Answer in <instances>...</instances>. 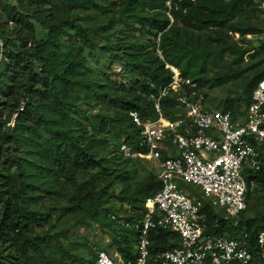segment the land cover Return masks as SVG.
Instances as JSON below:
<instances>
[{
  "label": "trees",
  "instance_id": "obj_1",
  "mask_svg": "<svg viewBox=\"0 0 264 264\" xmlns=\"http://www.w3.org/2000/svg\"><path fill=\"white\" fill-rule=\"evenodd\" d=\"M16 1L17 5H14L12 0H0V264H35L44 258L46 264L54 263V259L61 264L62 261L64 263V258L68 260L72 258L55 236L38 231L43 230L47 221L42 218L43 214L39 210L33 208L35 205L39 206L42 198H38L36 193L49 194L54 181L60 178L73 179V171L93 170L99 173L76 185L74 196L76 207L84 209L82 203L85 204L86 214L96 219L99 215L98 209L109 202L111 187L115 183L124 186L123 200L128 203L124 218L111 220L109 214H114V211L102 209L101 212H105L104 218L109 221V226L114 225L120 231L114 240L115 252L123 259H132L131 245L136 240L137 232L124 227L122 223L119 224V221L132 224V219L141 215L144 200L156 193L160 189V184L151 176L134 190H129L130 185L126 181L131 178L124 166L132 159L124 157L121 153H119L121 158L118 155L116 158L119 162L123 160V168L113 175L108 174L102 166L103 159H97L93 155V140L87 143V148L81 146L78 141L80 136L76 133L78 129L74 127L76 120L70 114L69 108L75 100L70 98L79 92L86 97L93 96V100L103 99L114 104L115 108L124 113L120 121L125 128L119 146L123 143L136 149L138 130L134 128L128 113L135 111L142 119L156 118L150 99L151 96H158L160 90L171 80L172 74L165 65L172 66L180 77L193 80L198 88H201L204 80L195 76L203 70L211 54L205 55L197 66L192 62L189 53L177 54L176 50L182 49L183 44L178 39L175 28L173 26L168 28L169 18L164 7L166 0H126L120 12L127 15V18H136V23L141 27H147L151 35H159L158 51L162 59L154 58L156 66L153 68H144L140 63L135 64L133 72L138 75L135 81L117 86L111 82L110 86L105 85L104 91L100 93L97 92V86L90 87L89 83L83 81L85 67L83 68L79 54L74 49V40L77 36L85 45H91L92 30L76 24L67 11V8L73 5L86 9L97 7V2ZM169 1L172 4L174 24L181 22L194 30L227 29L241 36L258 33L255 27L234 24V19L252 4V0ZM141 3L147 4L151 13L147 17L130 14L131 10L138 11ZM175 5L178 6V10L175 9ZM28 6H32L31 11L28 10ZM185 9L187 10L183 14L181 11ZM28 11L29 14L23 13ZM35 23L46 31L44 39L37 38ZM5 24H10L11 30H4ZM262 48L264 49V46ZM225 51L239 55V59L245 53L236 45L224 47L222 53ZM240 74L241 72H235L226 75L217 80V83L222 84L235 79ZM261 80H264V69L246 78L243 109L249 105L251 93ZM128 85L143 94V100L132 96L133 89L129 93L126 92ZM117 87L122 92L117 94ZM69 90L74 92L70 94ZM239 103L240 100L235 104L226 102L222 111H230L234 115L243 112L233 111L235 106H240ZM173 104L172 95L161 100L164 115ZM110 122L112 121L99 117L94 118L89 124L96 130L97 136L105 133V128ZM42 168L51 177L47 180L48 185L41 180ZM248 179H253L258 184V193L250 198L249 206L252 200L262 195L260 190L264 188V170L249 176ZM204 202L206 205L201 206V212L206 215L208 234L232 237L238 231L247 232L251 235L253 247L255 236L264 232V214L246 218L243 215L244 211L230 218L223 211H216L208 202ZM79 209H66L65 214H75ZM235 219L239 220L234 221ZM173 238H176L173 234L162 230L151 234L155 250L174 247L173 243L167 244L168 240ZM249 264L264 263L254 259Z\"/></svg>",
  "mask_w": 264,
  "mask_h": 264
},
{
  "label": "rangeland",
  "instance_id": "obj_2",
  "mask_svg": "<svg viewBox=\"0 0 264 264\" xmlns=\"http://www.w3.org/2000/svg\"><path fill=\"white\" fill-rule=\"evenodd\" d=\"M94 1L97 2V7L86 9L79 5H73L67 8V11L74 18L76 24L92 30L90 34L92 37L91 45H85L77 36L74 40V49L79 54L83 68L85 67L83 81L89 83L90 87L97 86V92L101 93L104 91V86H110L111 82H114L117 86L135 81L138 77L137 73L133 72L135 64L140 63L144 68H153L156 66V62H153L154 58L161 60L162 56L158 51L159 35H151L147 27H141L136 23V18H127V15H122L120 12V8H122L126 0ZM169 2L170 4L168 5ZM12 3L17 5L16 0H12ZM170 6H172L171 1L166 0L164 7L166 8L165 14L169 18L168 28L170 26L175 28L177 37L183 44L182 49L176 50L177 54L184 55L185 52L189 53L195 66L203 61L205 55L209 56V53L211 54L203 70L199 71V74H201L195 76L204 80L200 90L205 97L207 106L211 110H222L226 102L235 104L237 100H240V106H235V108H239L237 110L234 108L233 111H242L246 78L264 69V49L262 48L264 46L263 18L258 9L257 0H252V4L247 6L234 19V24L236 25L240 24L243 27L252 26L258 30L257 34H246L245 36L229 32L227 29L223 31H216L213 28L194 30L186 27L181 22L174 24L171 9H169ZM28 10L31 11L32 6H28ZM186 10L181 12L184 14ZM29 11L23 13L29 14ZM149 13L151 11L148 10L145 3L140 4L138 11H130L132 15L144 17H147ZM35 25L37 38L44 39L46 31L38 24L35 23ZM3 28L4 30H11V25L5 24ZM231 45H236L241 51L245 52L241 59L235 53L226 51L222 53L224 47ZM235 72H241V74L235 79L227 80L222 84L217 83V80ZM126 87L128 88L126 90L128 93L133 89L131 85ZM117 89V94L122 92L120 88L117 87ZM134 91L131 93L132 96H137V98L143 100V94ZM73 92V90L68 91L70 94ZM92 98L93 96L86 97L85 94H80L79 92L74 93L70 98V100H75L69 107L70 114L76 120L74 127L78 129L76 133L80 136L78 141L81 146L87 148V143L93 140L94 157L97 159L102 158L104 170L108 174L113 175V173L119 172L123 168V160L122 162L117 160L116 156L120 157V154L119 152L116 153V150L123 139L122 132H124L125 125L122 124L120 119L124 117V113L115 108L114 104L108 103L107 100H93ZM179 115L171 107L164 116L177 118ZM237 116L243 122V112L237 113ZM99 117L112 122L105 128V133L97 134L96 136V130L91 127L89 122ZM124 168H126L125 170L131 178L126 181L130 185L128 189L131 191L140 186L148 177L152 176L155 179L157 171V166L154 162L143 159L132 160ZM73 172V179L60 178L54 181L49 194L44 192L36 193L38 198H42L39 206L35 205L33 208L39 210L43 214L42 218L47 221L43 230L40 229L38 231L55 236L62 244L63 249L72 256L69 260L64 258V263L62 261L61 264H96L97 252L99 251L105 250L112 257L115 255L114 240L120 234V231L114 225L109 226V221L104 218L105 212L102 211V214L101 210H112L117 217H121L123 213H126L128 203L123 200L122 189H124V186L115 183L111 187L109 202L98 209L97 213L99 215H97L96 219H93L86 214V210H84L87 209L85 204L82 203L84 209L76 207L77 202L74 196L76 185L78 186L87 181L90 176L98 174L99 171ZM40 177L48 185L47 180L51 179L48 172L43 169L40 172ZM177 184L194 192L201 206L206 205L204 200L201 199V192L200 195L197 194L198 188L196 186L182 181H178ZM260 191L262 195L258 199L251 201L247 210L243 213L244 217L251 218L255 214H264V188ZM70 208H78L79 210L75 214L66 215L65 210ZM238 220L235 219L234 221ZM240 232L238 231L236 235ZM57 257L60 258L59 256ZM44 262L45 258L35 264H46ZM52 264L60 263L54 259Z\"/></svg>",
  "mask_w": 264,
  "mask_h": 264
},
{
  "label": "built area",
  "instance_id": "obj_3",
  "mask_svg": "<svg viewBox=\"0 0 264 264\" xmlns=\"http://www.w3.org/2000/svg\"><path fill=\"white\" fill-rule=\"evenodd\" d=\"M257 4L264 36V0ZM166 68L172 74L170 82L158 96H151L156 118L142 119L129 112L138 130L136 149L122 143L118 150L126 158L154 162L160 189L144 200L141 215L132 224L119 221L137 232L132 259L117 253L112 257L103 250L97 252L96 264H249L254 259L264 263V232L255 236L253 247L247 232L232 237L208 234L196 194L177 184L196 186L201 199L227 217L247 210L250 198L258 193V184L248 178L264 170V80L253 89L241 122L230 111L211 110L193 80ZM171 95L177 118L165 117L161 108V100ZM124 216L109 214L111 220ZM157 230L173 234L176 238L167 244L174 247L155 250L151 234Z\"/></svg>",
  "mask_w": 264,
  "mask_h": 264
},
{
  "label": "crops",
  "instance_id": "obj_4",
  "mask_svg": "<svg viewBox=\"0 0 264 264\" xmlns=\"http://www.w3.org/2000/svg\"><path fill=\"white\" fill-rule=\"evenodd\" d=\"M255 181V180H254ZM256 182V181H255ZM116 253V252H115ZM118 254V253H117ZM120 255V254H119Z\"/></svg>",
  "mask_w": 264,
  "mask_h": 264
},
{
  "label": "clouds",
  "instance_id": "obj_5",
  "mask_svg": "<svg viewBox=\"0 0 264 264\" xmlns=\"http://www.w3.org/2000/svg\"><path fill=\"white\" fill-rule=\"evenodd\" d=\"M168 66V65H167Z\"/></svg>",
  "mask_w": 264,
  "mask_h": 264
}]
</instances>
